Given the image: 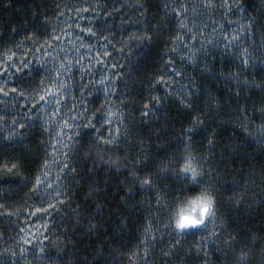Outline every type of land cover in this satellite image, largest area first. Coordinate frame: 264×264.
<instances>
[{
	"label": "trees",
	"instance_id": "obj_1",
	"mask_svg": "<svg viewBox=\"0 0 264 264\" xmlns=\"http://www.w3.org/2000/svg\"><path fill=\"white\" fill-rule=\"evenodd\" d=\"M204 3L205 0H0V68H4L0 72V87L4 89L0 93V164L18 163L23 174L0 170V264H21L19 258H8L3 251L12 248L17 240L23 226L21 215L28 214L44 195L40 189L32 190L43 160H50L49 168L43 171L51 175L58 164L57 154L68 157V171L61 173L63 195L58 200L49 196L50 205L53 198L57 203L47 212L48 227L40 257L43 264H139V258L142 264H224L220 246L205 254L182 243L194 231H185L174 243L177 237L166 228L164 208L156 196L145 194L142 198L139 188L129 189L131 171L139 173L150 168L147 157L161 153L158 141L166 140L172 148L184 135L183 129L190 126L191 116L204 110L195 104L192 110L187 109L175 95L178 78L166 64L171 61L180 71L184 61L179 51H173L171 38L179 31L199 46L201 35L205 40L212 36L208 59L216 75H197L198 83L233 104L236 98L229 93L231 85L226 79L218 83L217 77L221 70L227 73L230 67H237L235 50L241 42L259 48L260 33L264 32V0H239V6L235 0H213L211 8L204 7ZM177 10L189 28L197 32L195 38L180 27ZM249 13L255 18L251 40L246 32H240L232 47L226 48L228 42L223 34L232 35ZM87 28L92 31H85ZM145 31L152 38L137 39ZM177 43L186 50L184 41ZM102 59L115 65L111 76L120 73L112 81L116 90L107 94L102 85L92 83L100 80L99 70L93 65L98 67ZM183 71L192 72L191 64L184 65ZM260 72L259 66L255 71L248 70L257 79ZM165 74L173 77L171 84L165 87L159 81L153 83L155 76ZM66 78L70 83L64 88L61 81ZM49 85L63 87L66 94L55 99L56 94L47 91ZM81 88L91 95L81 93ZM153 96L159 97L160 103ZM252 99L247 96L249 103ZM146 100L149 108L142 116ZM244 101L242 94L240 102ZM38 109L49 119L47 127L42 126ZM69 109L82 110L83 114L77 111V119ZM108 109L114 113L112 128H123V120L129 126L131 141L126 143L123 136L112 144L95 139L110 131L106 122ZM53 112L59 120L80 127L64 129L51 116ZM88 116L92 117L91 126L86 123ZM13 124L27 125L21 137L6 135ZM56 128L66 134L76 132L75 142L68 144L67 150L50 143ZM212 129L217 137L214 164L220 174V202L228 229L222 239L230 234L248 238L258 247L252 237H264V184L260 181L264 175V146L245 136L235 113H226L219 122L209 120L189 135L205 146ZM101 150L103 161L96 155ZM110 152L126 155L127 162L108 164ZM137 156L141 163L132 164ZM164 183L169 194L178 190ZM233 192L239 200L229 199ZM15 256L23 260L24 253ZM32 258L28 252L26 259Z\"/></svg>",
	"mask_w": 264,
	"mask_h": 264
},
{
	"label": "snow or ice",
	"instance_id": "obj_2",
	"mask_svg": "<svg viewBox=\"0 0 264 264\" xmlns=\"http://www.w3.org/2000/svg\"><path fill=\"white\" fill-rule=\"evenodd\" d=\"M235 3L237 6H239V0H235ZM199 5H194L193 10H195V7H198ZM213 6V0H205L204 7L211 8ZM171 9V6H169ZM180 7H186V5H181ZM177 16H180V27L183 29L188 30L190 33V36L192 38H195L197 35V32L192 31L186 19L181 15L180 11L177 10L176 12ZM255 18L252 17V15L248 14L247 20H241V23L238 27V29L234 30L232 35H228V33H224V38L228 42L225 47L231 48L232 43L238 38V35L240 32H246L248 35L249 40H251L253 36V24H254ZM196 22L193 21V24ZM85 31L91 32L92 29L87 28ZM203 31L202 29L200 30ZM134 35V34H133ZM148 39L150 40L152 37L148 32H142L137 39ZM261 43L259 45V48H255L250 44H243L241 42V46L236 48L235 50V60L239 61V64L235 68H231L227 73H224L222 70L220 71L219 77H217V82L219 83L221 79H226L228 83L231 85V88L229 89V93L236 98V102L230 103L229 101L225 100L223 97L218 96L211 92L207 85L204 86V88H201L197 75L204 76V75H212L215 76L216 73L214 71V68L211 66V61L208 59L209 51H210V45L212 43V36L210 35L207 40L204 39L203 35H201V44L199 46H194L192 39L186 38L184 35L181 34V32H177L175 36H173L172 42L175 45L173 48V51H179L180 56L183 58L184 65L191 64L193 71L190 73H185L183 71L184 65H181V70L177 71L176 67H173L172 62L168 61L166 66L171 69V71L175 74V77L178 78L177 82L179 83V89L175 92V95L179 97V103L182 106H185L187 109L192 110L193 105H202L203 111H197L191 116V123L190 126H186L183 129L184 133V139L186 141H193L191 136L189 135L193 129H195L197 126L203 127L209 123V120H212L213 122H219L224 118L226 113H235L237 114L238 121H239V127L244 131L245 136L252 137L253 139L260 142L262 146H264V32L260 33ZM124 39H129V37H125ZM178 41H184L186 45V50L180 49ZM107 53H105V56ZM67 59V57H66ZM27 65H25L26 67ZM261 68V72L259 75V79H257L256 75L254 74H248L249 68L253 69V71L256 70L257 67ZM112 68H115V65L110 66ZM197 67L199 69V73H197ZM61 69L63 71H67V69H64L63 66H61ZM4 68H0V72H3ZM19 71V69H17ZM120 73L117 72L116 76H119ZM116 76H109L107 73L101 75L99 81H93V85L100 84L103 87V92L107 94L110 90L115 91L116 89L112 87V81L116 79ZM41 81H43L44 77H40ZM105 81H108V83H105ZM157 81H159L161 84H164L165 87H167L169 84L173 82V77L168 75L163 76H155L153 83L155 84ZM182 81V83H180ZM69 80H62L61 84H69ZM4 89L0 87V93H2ZM15 91V90H13ZM48 92L55 93L58 98L62 97V95H65V89L63 87L57 89L53 85H49ZM81 93H85L87 95H91L90 92H87L86 88L80 89ZM245 96V101L240 102L241 95ZM45 93H40V96H44ZM201 95H203V99L201 100ZM251 95L253 97L252 102L249 103L247 101V96ZM49 100H51V97H48ZM153 99L156 101V103H160L159 97L153 96ZM36 100H33V103H35ZM20 103H24L23 100L20 101ZM103 103V101L101 102ZM59 104H57V109H59ZM43 108V105H41V109ZM149 108L148 101H144V110L142 112V116H144ZM41 109H38V112H40V118L43 121V127H47L49 124V119L46 118V114L42 113ZM226 109V111H225ZM73 117H76L79 119V116L77 115V111H80L81 114H83L82 110H68ZM28 115H36V113H29ZM52 117H55L59 124L64 127V129H78L80 127L79 124H73L70 123L67 120H59V117L57 116L56 112H53L51 114ZM114 116V113L111 111V109L107 110L106 113V122L110 128V131L108 134L104 136H95V139L97 141H103L107 144H112L117 141L118 137H126V143L128 141H131L133 137L130 135V129L129 126L124 124L123 120H121V124L123 125V128H112L111 126V118ZM259 118V123H257V119ZM3 117H0V120H2ZM86 123L91 126L92 125V117L88 116ZM235 123V122H234ZM27 127L25 124L24 126H18L13 124L12 131L10 133H6V135L9 138L15 137H21L24 132V128ZM19 129V130H18ZM76 132L75 131H69L67 134L64 130L61 128H56L53 132V136L49 138L50 143L52 145H58L59 148H64L67 150V146L70 143L75 142ZM216 140L217 137L215 136V129H212L211 132H209L205 138V155H212L214 156L213 149L216 146ZM140 144H142V141H139ZM47 147V144L45 145ZM51 151L57 152L58 150L56 148H52ZM45 155L47 156L48 153L46 152ZM55 159L57 161H63L60 164V167L56 169V173L59 176L61 173H66L68 171L67 169V161L68 157L64 156L62 154H57L55 156ZM146 159V157H145ZM50 160L44 159L42 165L40 166L39 172L40 175L36 176L37 183L32 184V190L33 191H39L38 183H41V177H45L48 179V183L46 185H43L47 192L50 194L51 197L55 196H62L63 193H53L52 188L56 187L55 182L48 177V173L43 171L45 168H49L50 166ZM141 158L137 156V159L132 162V164H140ZM182 168L188 167L190 170L195 171V165L191 163L189 160H185L184 164L181 165ZM0 170H6L11 171L14 174L23 175L22 172L19 170V164L18 163H3L0 164ZM73 172H75V169H72ZM262 174H264V169L261 170ZM134 170L131 171V175L136 174ZM71 178V177H70ZM30 179V178H29ZM144 181L150 180V175L148 173H145L142 177ZM27 182V181H26ZM2 190V189H0ZM156 199L159 200V193L156 194ZM229 199H237L239 200V197H237L236 193L233 192L230 194ZM57 203L56 199H52V205H45L46 208L54 206ZM210 203V201H209ZM219 222L226 226V219L222 215L219 218ZM148 229L146 228L145 231ZM213 231H216L215 229ZM232 239H235V236H231ZM20 241H24L25 237L23 235H20L18 237ZM205 240H208L204 238ZM229 240V237H225V242ZM179 238H177V241L174 243H178ZM169 248L172 247V245L168 246ZM199 248L200 245H197ZM145 252L148 251V245L145 244L144 248ZM21 253H24L26 249L23 245L20 247ZM37 251H39L37 249Z\"/></svg>",
	"mask_w": 264,
	"mask_h": 264
},
{
	"label": "clouds",
	"instance_id": "obj_3",
	"mask_svg": "<svg viewBox=\"0 0 264 264\" xmlns=\"http://www.w3.org/2000/svg\"><path fill=\"white\" fill-rule=\"evenodd\" d=\"M158 147L162 149L159 155L147 157L151 167L131 175L130 191L139 188L142 198L145 194L156 196L159 193L158 201L164 208L165 224L170 234L180 238L186 230H200L204 238L219 244L224 253V264H264V237H252L258 247L252 245L248 238L232 239L229 234L227 242L222 239L228 229L219 222V218L224 216L220 202V174L215 167L214 156L205 155V146L180 136L172 148L168 147L166 140H159ZM101 152L96 155L103 161ZM108 156V164L127 162L126 155L110 152ZM185 160L191 161L196 170L182 168ZM145 173L150 175L147 182L142 179ZM165 181L177 187L174 195L168 193ZM260 181L264 184V175Z\"/></svg>",
	"mask_w": 264,
	"mask_h": 264
},
{
	"label": "rangeland",
	"instance_id": "obj_4",
	"mask_svg": "<svg viewBox=\"0 0 264 264\" xmlns=\"http://www.w3.org/2000/svg\"><path fill=\"white\" fill-rule=\"evenodd\" d=\"M75 64H76L75 67H77L78 63H75ZM84 65L89 66V68H91V65H88L86 63H84ZM93 69L99 70V76L107 73L111 77L112 68L110 67L109 63L105 61L104 59L101 60L98 67L93 65ZM105 83H108V81H105ZM65 87L66 85H64V88ZM102 91H103V87H102ZM55 99H58L57 95ZM55 99H52V100H55ZM63 152H64V149H63ZM62 162L63 161H58V164H55V166L53 167L51 175H48V177H50L56 184V187L52 188L53 193H61L62 191L63 183L61 182V174L58 176L56 173V169L60 167V164ZM47 183H48L47 178L45 177L41 178V183H39L38 187L40 191H44V195L41 197L40 203L38 205L33 206L32 209L28 211V214L23 213L21 215L23 226L21 228L20 233L17 236V240L13 244L12 248L6 251H3L4 253H6V256L8 258H11V257L15 259L19 258L21 261V264H43L40 257L42 255L43 242H44L47 227H48L47 212L49 210V207L46 208L45 205H50V200H49L50 194L47 192L46 188L43 186V185H46ZM55 198L58 200L59 196H55ZM187 231H194V234L191 236L189 240L182 241V243L186 245L187 247L203 251L205 254H210L211 251H214V249L219 247V244H217L216 242L205 240L200 230L196 228H191L189 230H186V232ZM20 235H23L25 237L24 241H20L18 239ZM21 245H23L24 248L26 249V251L24 252L23 260L21 257L15 256V254H19V256L20 254H22L20 251ZM197 245H200V247L198 248ZM37 249L39 251H37ZM28 252L33 254V258L31 260L26 259ZM137 261L139 264H142V262H140V258L137 259Z\"/></svg>",
	"mask_w": 264,
	"mask_h": 264
}]
</instances>
